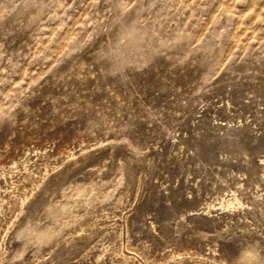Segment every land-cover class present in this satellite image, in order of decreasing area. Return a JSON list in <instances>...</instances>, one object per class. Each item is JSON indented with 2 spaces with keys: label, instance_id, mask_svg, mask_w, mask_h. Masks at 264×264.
Returning <instances> with one entry per match:
<instances>
[{
  "label": "rangeland",
  "instance_id": "374dc122",
  "mask_svg": "<svg viewBox=\"0 0 264 264\" xmlns=\"http://www.w3.org/2000/svg\"><path fill=\"white\" fill-rule=\"evenodd\" d=\"M0 264H264V0H0Z\"/></svg>",
  "mask_w": 264,
  "mask_h": 264
},
{
  "label": "clouds",
  "instance_id": "9594fccd",
  "mask_svg": "<svg viewBox=\"0 0 264 264\" xmlns=\"http://www.w3.org/2000/svg\"><path fill=\"white\" fill-rule=\"evenodd\" d=\"M254 256H256L258 258V254H253Z\"/></svg>",
  "mask_w": 264,
  "mask_h": 264
}]
</instances>
